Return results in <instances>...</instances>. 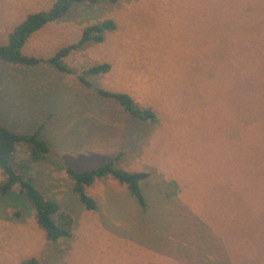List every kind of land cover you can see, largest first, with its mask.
I'll return each instance as SVG.
<instances>
[{
  "label": "rangeland",
  "instance_id": "obj_1",
  "mask_svg": "<svg viewBox=\"0 0 264 264\" xmlns=\"http://www.w3.org/2000/svg\"><path fill=\"white\" fill-rule=\"evenodd\" d=\"M52 2L0 0V45ZM103 19L115 27L101 42L63 58L73 74L0 63V125L45 141L32 183L72 220L70 237L47 241L13 183L0 194V264H264V0L78 2L21 54L45 59ZM93 63L109 69L86 88L77 75ZM94 87L128 94L155 121ZM108 160L148 173L143 210L111 177L84 188L93 209L80 204L64 168Z\"/></svg>",
  "mask_w": 264,
  "mask_h": 264
},
{
  "label": "trees",
  "instance_id": "obj_2",
  "mask_svg": "<svg viewBox=\"0 0 264 264\" xmlns=\"http://www.w3.org/2000/svg\"><path fill=\"white\" fill-rule=\"evenodd\" d=\"M98 1L100 0H53L48 10L26 15L7 34L6 43L0 45V63L34 65L44 62L59 72L73 74L75 70L66 65L63 58L72 52L82 51L91 44L101 42L104 33L112 31L115 27L111 19H103L84 26L76 41L61 46L53 55L45 59L21 54V47L34 31L62 17L69 11L72 4L78 2L93 4ZM108 69L109 65L106 63L89 64L81 69L77 79L83 86L89 88L91 84L86 77L105 73ZM94 91L99 97L113 99L131 117L141 121H155L150 108L138 106L126 93L100 87H94ZM20 145L28 147L25 157L17 159L15 153L18 147H22ZM47 154V144L37 137L36 131L19 133L0 125V172L4 178L0 183V194H4L13 183H17L18 192L29 202L33 210L36 226L43 232L47 241L55 242L58 239L70 237L72 220L67 213L59 209L58 204L51 197H45L32 183L30 173L36 164L47 158ZM64 172L69 180L71 191L76 194L78 201L86 210L94 208V201L85 194L84 188L95 179L102 177H111L118 184L123 185L141 210L146 206L140 187V182L148 176L145 171H128L115 167L112 161L108 160L90 169L76 170L65 167ZM18 264H39V262L29 257L22 259Z\"/></svg>",
  "mask_w": 264,
  "mask_h": 264
}]
</instances>
